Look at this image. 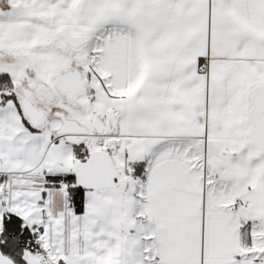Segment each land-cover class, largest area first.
Returning a JSON list of instances; mask_svg holds the SVG:
<instances>
[{
    "label": "snow or ice",
    "instance_id": "1",
    "mask_svg": "<svg viewBox=\"0 0 264 264\" xmlns=\"http://www.w3.org/2000/svg\"><path fill=\"white\" fill-rule=\"evenodd\" d=\"M0 264H264V0H0Z\"/></svg>",
    "mask_w": 264,
    "mask_h": 264
}]
</instances>
